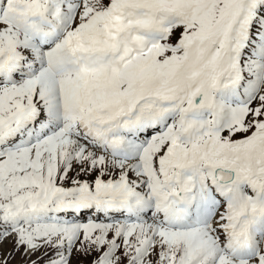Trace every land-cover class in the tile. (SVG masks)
Returning a JSON list of instances; mask_svg holds the SVG:
<instances>
[{"label": "snow or ice", "instance_id": "6c2138e0", "mask_svg": "<svg viewBox=\"0 0 264 264\" xmlns=\"http://www.w3.org/2000/svg\"><path fill=\"white\" fill-rule=\"evenodd\" d=\"M0 264H264V0H0Z\"/></svg>", "mask_w": 264, "mask_h": 264}, {"label": "rangeland", "instance_id": "374dc122", "mask_svg": "<svg viewBox=\"0 0 264 264\" xmlns=\"http://www.w3.org/2000/svg\"><path fill=\"white\" fill-rule=\"evenodd\" d=\"M18 259H19V257H18Z\"/></svg>", "mask_w": 264, "mask_h": 264}]
</instances>
